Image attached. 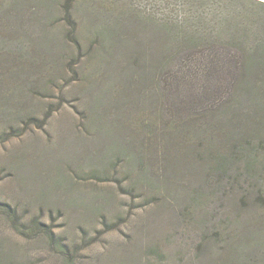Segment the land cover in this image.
<instances>
[{
	"label": "rangeland",
	"instance_id": "374dc122",
	"mask_svg": "<svg viewBox=\"0 0 264 264\" xmlns=\"http://www.w3.org/2000/svg\"><path fill=\"white\" fill-rule=\"evenodd\" d=\"M227 1L264 19L263 4ZM188 2L75 0L68 19L64 0H0V264H264L256 187L196 154L211 116L170 122L202 88L159 93L164 28L225 10ZM169 122L168 152L192 163L167 160ZM260 133L256 150L227 155L234 171L249 155L264 179Z\"/></svg>",
	"mask_w": 264,
	"mask_h": 264
},
{
	"label": "trees",
	"instance_id": "16d2710c",
	"mask_svg": "<svg viewBox=\"0 0 264 264\" xmlns=\"http://www.w3.org/2000/svg\"><path fill=\"white\" fill-rule=\"evenodd\" d=\"M249 1L264 5V0ZM186 2L189 4L188 0ZM224 3L225 10L220 19L215 13L214 18L207 22L202 13L186 12L178 28H164L165 52L159 62V93L176 96L183 93L178 89L191 85L194 90V86L199 84L197 86L203 90L202 99L185 102L184 98L191 97L185 94L180 102H175L178 109L171 113L170 122L185 119L186 123L201 115L200 118L211 116L213 123L210 127L211 136L206 135L207 148L196 151V154L205 152L210 160L216 162L209 168L213 175L229 177L227 172L232 170L233 174L228 178L230 186L243 181L256 187V197L264 204V179L257 172V165L250 159L252 157L244 155L243 168L234 171L232 163H229L230 156L227 155L232 150L238 153L243 149L246 154L256 150V139L261 131L264 132V19H243L246 13L240 7L231 5L227 0ZM63 6L65 16L72 19L75 0H64ZM212 26H215V30ZM169 66L174 69H169ZM179 113L184 115L178 116ZM170 122L163 127L159 125V131H162L159 132V138L167 141V160L171 158L178 159L176 163H180V160H185L182 163L191 162L188 158L193 153L177 157L171 151L168 152L174 147L170 141L175 134L167 131ZM180 126L183 127L181 124L175 125L174 132L179 133ZM201 126L194 124L190 128L198 132L204 129ZM247 141L248 145H245ZM226 148L227 151H224ZM242 176L244 179H241ZM228 181L226 184H229ZM38 224L41 228L45 226L42 222ZM46 230L54 239L52 228Z\"/></svg>",
	"mask_w": 264,
	"mask_h": 264
}]
</instances>
